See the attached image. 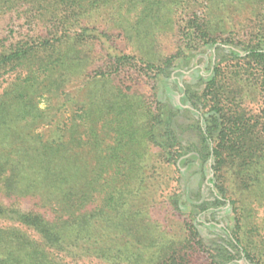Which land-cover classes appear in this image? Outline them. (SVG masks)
Instances as JSON below:
<instances>
[{
    "label": "trees",
    "instance_id": "1",
    "mask_svg": "<svg viewBox=\"0 0 264 264\" xmlns=\"http://www.w3.org/2000/svg\"><path fill=\"white\" fill-rule=\"evenodd\" d=\"M263 206L264 0H0V264H264Z\"/></svg>",
    "mask_w": 264,
    "mask_h": 264
},
{
    "label": "rangeland",
    "instance_id": "2",
    "mask_svg": "<svg viewBox=\"0 0 264 264\" xmlns=\"http://www.w3.org/2000/svg\"><path fill=\"white\" fill-rule=\"evenodd\" d=\"M164 41H163V44H165V49L167 50V48H168V45H167V43H169L170 42V40H171V38H167V37H165L164 39H163ZM43 104L41 103V106H42ZM258 211H257V215L256 216H258V218H260L263 214H264V206L263 207H260L259 209H257ZM75 264H78V263H75Z\"/></svg>",
    "mask_w": 264,
    "mask_h": 264
}]
</instances>
